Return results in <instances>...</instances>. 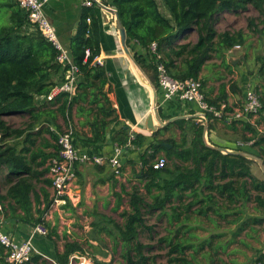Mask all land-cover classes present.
Segmentation results:
<instances>
[{"label": "trees", "instance_id": "obj_1", "mask_svg": "<svg viewBox=\"0 0 264 264\" xmlns=\"http://www.w3.org/2000/svg\"><path fill=\"white\" fill-rule=\"evenodd\" d=\"M102 4L117 11L125 30L127 48L135 44L143 50L133 52L132 57L156 90V55H160L158 62L163 64L171 78L198 79L207 61L223 57L233 47L244 45L246 36L242 31L216 30L219 14L238 12L250 6L258 13L263 25L261 33L264 34V0H162L169 17L160 12L156 0H103ZM94 9L95 5L83 8L77 33L68 48L69 56L80 73L75 95L69 99L66 94H61L47 102L45 96L64 79V69L56 60L57 50L38 30L30 29L27 16L16 0H0V11L4 10L8 17L5 23H0V181L7 186L6 192L0 194L3 206L0 215H9L32 227L43 223L49 230L47 238L56 234V229L50 228L43 220L52 201L44 191L43 200L39 201L34 182L41 178L42 183L51 186V181L44 179L48 171L45 163L51 155L37 149L33 137L45 130L56 139V133L47 128L44 121L49 119L55 124L57 118H61L65 126L72 125L74 136L72 108L89 96H102L100 110L104 118L113 112L105 107L108 105V99L103 95L107 83L105 70L94 63L100 54V23ZM190 34H194V42L181 44L175 41ZM152 43L157 46L156 53L149 49ZM86 50L90 55L84 62ZM206 101L216 108L221 104L228 105L224 96ZM260 103L259 113L264 110L261 100ZM15 115L27 118L26 129L12 128L6 121ZM206 117L212 118L209 113ZM183 123L178 120L168 124L153 132L151 140L141 134H133L130 138L124 128L113 138L123 153L143 149L138 157V168L134 171L135 183L126 193L127 209L119 215L122 223L107 219L106 224H91L94 230L96 228L97 241L102 235L111 239L112 251L119 252L121 264H157L158 257L151 255L154 248L165 251L166 264H202L201 259L204 258L208 264H224L221 259V250L225 248L221 239L224 236L219 234L199 239L192 233L198 226L196 216L208 218V213L217 208L218 213H214L226 223L224 213L234 210L242 202L253 201L264 207V180L252 175L253 162L206 147L202 140V125L194 127L188 142L187 133L181 128ZM109 124L102 121L100 129ZM99 125L93 126V139L87 143L93 144L100 139ZM34 128L38 129L36 133L32 131ZM172 128L182 131L179 141H175L173 136L162 138ZM244 131L251 135L245 138L244 143H251V148H261L264 134L258 137L249 123H244ZM260 151L264 154V148ZM161 153L167 161L166 166L161 170L153 169ZM39 158L41 161L36 162ZM199 189L203 191L199 192ZM31 197H34V202ZM218 198L222 200L220 205ZM120 200L117 197L116 208ZM154 214L162 225L165 218L163 231H167L166 236L156 240V247L150 243L154 240L150 235L152 228L146 224L147 216ZM253 222L259 224L262 220ZM108 223L115 230L108 227ZM144 232L149 233L147 243L141 241ZM215 239H218V244L213 248ZM205 246L208 252L201 255ZM82 249L76 242H66L63 252L53 257L55 264H67L69 256L75 252L82 253ZM5 257V249L0 244V264H8ZM40 259L41 255L33 254L25 264H38ZM94 264L110 263L94 261Z\"/></svg>", "mask_w": 264, "mask_h": 264}, {"label": "crops", "instance_id": "obj_2", "mask_svg": "<svg viewBox=\"0 0 264 264\" xmlns=\"http://www.w3.org/2000/svg\"><path fill=\"white\" fill-rule=\"evenodd\" d=\"M158 1L156 0L160 12L169 17L164 6ZM98 2L100 5H95L94 9L100 23V54L98 59L102 62L101 67L104 68L107 77V83L103 89V95L108 99V105L105 107H109L113 112L110 116L104 118L103 112L100 110L102 96H89L73 106L71 119L74 126L73 143L78 150L90 156L110 157L118 148L113 138L119 135L122 128L127 130L129 136L141 134L151 140L152 132L147 129V121L152 114V95L150 90L138 81L131 62L122 49L116 29L115 16L108 10L112 7L104 6L102 4L103 0H98ZM82 3V0H47L44 5L45 14L55 27L60 44L67 50L77 33L84 8ZM176 40L180 41L181 44L194 42L195 36L190 34L181 36ZM127 50L131 56L135 51L143 52L135 44ZM141 73L143 74V72ZM143 76L147 79L144 74ZM198 78L201 81V92L205 100L213 101L224 96L228 105L238 106L244 100L246 87L250 85L255 89L264 104V55L259 60H255L251 49L246 43L239 46V49L233 48L231 53L229 51L225 52L223 57H214L207 61L202 67ZM156 91V109L160 120L164 122L176 118L175 121H184L181 128L187 133L188 142L194 127L202 125L207 128V142L210 145L231 151L248 152L264 161V154L260 151L261 148H264V144L261 148H251V143H244L245 138L251 137L248 132L244 131V123H249L255 129L258 137L264 134V110L251 122L237 121L232 123L229 120L203 119L201 118L203 113L196 105L178 99L164 101L162 93L159 90ZM102 121L110 122V124L101 130L99 124ZM44 124L56 133L63 126V121L61 118H57L54 124L46 119ZM94 125H99L100 139L93 144L87 143V140L93 139L92 129ZM153 125H155L154 122ZM37 130L34 128L32 131L36 133ZM181 134L182 131L179 128H172L164 133L162 138L173 136L172 138L175 141H179ZM33 138L36 141L37 149L45 155H51L45 163L48 171L44 175V179L50 180L49 159L56 154L55 139L51 138L45 130H42L39 135ZM142 151L143 149H136L131 153L121 151L122 168L118 178L107 164L97 166L82 163L76 166L77 187L75 194L78 199L77 206L74 207L67 201L65 205L52 213L46 223L49 224L50 228L56 229L54 236L50 238L34 237L35 255H41L38 264H54L52 262H55L53 257L63 252L66 242H76L81 247L97 246V240L90 238L88 235L93 227L87 225L89 223L106 224L105 222L109 218L116 221L110 214H107L108 210L113 213H122L123 206L116 210L115 198L119 197L127 200L126 193L131 190L135 183L134 171L136 172L138 168V157ZM39 161H41L40 158L36 162ZM38 170H41V168ZM251 173L257 179L264 180V175L257 165L251 166ZM34 184L35 195L40 202L43 200L42 191L52 199L53 189L51 186L42 183L41 178ZM6 189L7 186L4 183L3 189L0 186V194L3 195ZM202 191L203 189H199V192ZM31 200L34 202V197H31ZM217 201L219 205L222 202L219 198ZM209 207H212L211 204H209ZM215 211L218 213L217 208H215ZM214 212L208 213V218L196 216L198 226H196V230H192V233H195L199 239H208L213 235L215 237L219 234L223 235L221 243L225 248L221 250V259L224 264H255V261L264 252V207L257 206L253 201L242 202L234 210H227L224 213L227 224L224 220L219 219ZM236 213L239 214L235 215ZM254 220H262V222L259 224L254 223ZM82 224L85 225L84 228L80 227ZM163 226L166 227L165 218H163ZM31 229L32 226L21 224L10 218L9 215H0V232L11 236L16 241H24L30 237ZM166 235L167 231L164 230L163 236ZM212 243L211 247L216 248L218 239H215ZM106 251L108 252V250ZM207 252L208 247L205 246L200 254H207ZM201 261L202 264H208L209 262L205 258Z\"/></svg>", "mask_w": 264, "mask_h": 264}, {"label": "built area", "instance_id": "obj_3", "mask_svg": "<svg viewBox=\"0 0 264 264\" xmlns=\"http://www.w3.org/2000/svg\"><path fill=\"white\" fill-rule=\"evenodd\" d=\"M47 0H16L19 8L26 14L30 24V29L38 30L43 37L57 50V62L64 69V79L59 85L51 88L45 96L47 102L53 101L61 94H66L69 99L74 96L77 84L80 80V73L77 66L71 60L69 52L59 42L56 29L45 14L44 5ZM83 7H92L99 5L98 0H82ZM88 21V20H87ZM156 44L152 43L149 49L156 53ZM239 49V46L233 47ZM232 48V49H233ZM229 50V53H231ZM89 50L85 51L84 62L89 57ZM157 64V83L158 90L162 93L164 101L178 99L186 103H192L198 107L203 114L209 113L214 119L229 121L251 122L261 109L259 96L255 89L248 85L244 92V100L238 106L221 104L219 108L211 106L205 100L201 92L200 79L188 78L186 80H176L171 78L166 72L162 63L158 62L160 55H156ZM94 63L102 66V62L96 57ZM63 132H56L55 143L57 146L56 154L49 159V176L53 196L48 211L44 214L45 222L52 216V213L65 205L67 201L72 206H77L78 199L75 194L77 187L76 166L82 163L92 165L107 164L111 167L113 174L118 178L121 174V154L119 148H116L110 157L90 156L85 152L78 150L73 143L72 125H64ZM132 138V136H130ZM166 159L159 157L153 164V169L161 170L166 166ZM2 206L0 203V212ZM49 234L48 228L39 223L32 227L30 237L24 241H16L11 236L0 232V244L5 249V259L8 264H25L29 261L31 255L36 253L33 245L35 236L46 237ZM54 264L55 262L52 261ZM67 264H94L93 259L88 254L75 252L69 256ZM255 264H264V252L261 257L255 261Z\"/></svg>", "mask_w": 264, "mask_h": 264}, {"label": "rangeland", "instance_id": "obj_4", "mask_svg": "<svg viewBox=\"0 0 264 264\" xmlns=\"http://www.w3.org/2000/svg\"><path fill=\"white\" fill-rule=\"evenodd\" d=\"M158 2L162 5V0H159ZM218 17H219V20L215 24V28L218 32L242 31L246 36L245 43L251 49L255 60H259L261 57H263L264 55V34L261 33V28L263 27V25L260 22L258 13L254 9L248 6L245 10H241L238 12L221 13L219 14ZM7 19L8 17L6 16L5 11L1 10L0 11V23H5ZM253 29H256V30L253 31ZM147 80L149 79L147 78ZM6 121L11 125L12 128L20 129V130L26 129L27 124H28V120L22 117L21 115L19 116L15 115L13 117L7 118ZM64 129L65 128L63 124V126H61V129L57 132H63ZM252 165L256 166V164L254 163ZM0 186L3 189L4 183L2 182L1 184V181H0ZM115 201H117V197L115 198ZM126 203H127L126 199L125 200L121 199L119 201V204L116 210H118L121 206H123L122 212L125 211L127 209ZM109 212L110 211L108 210L107 214H110L112 218H115L117 223H122V220L119 217L120 215L119 212H116V213H113V212L109 213ZM156 218H157L156 214H154V216H151V217L147 216V222H146L147 226L152 228L150 235L152 236L154 240L151 241L150 243L153 244L155 247H156V244H155L156 240L159 237H162L163 235L162 222L161 221L158 222ZM87 226H91V224L89 223ZM80 227L84 228L85 225L82 224L80 225ZM108 227H110L112 230H115L112 224L110 223H108ZM95 231H96V228L95 230L91 229V231L88 232V235L90 238H96ZM148 236H149V233L144 232V234L141 236V241L143 243H147L149 241V239H147ZM97 243H98L97 246L89 245L87 247H83L82 253L88 254L91 259H93L94 261H98L99 263L121 264L119 252L112 251L113 246H112V241L110 238H108L107 236H103V238L97 241ZM106 250H108V252ZM151 255H155L158 257L156 259L157 264H166L167 259H166L165 251L156 250L154 248Z\"/></svg>", "mask_w": 264, "mask_h": 264}, {"label": "water", "instance_id": "obj_5", "mask_svg": "<svg viewBox=\"0 0 264 264\" xmlns=\"http://www.w3.org/2000/svg\"><path fill=\"white\" fill-rule=\"evenodd\" d=\"M108 10L111 13H113L114 16H115L116 29H117V32H118L119 37H120L122 49H123L125 55L127 56V58L129 59V61L131 62V65L133 67V70H134V72L136 74V77H137L138 81L143 86L147 87L150 90L151 95H152V105H151L152 114L148 118L147 129L150 132H152V133L156 132L158 130H161V129L165 128L168 124L174 122L176 120V118H171V119H168L167 121H164V122L160 120L158 112H157V109H156V105H157V91H156L155 87L151 84V82H149V80H147L143 76V74L140 72V70L137 68V65H136L133 57L130 55L129 51L127 50V47H126V44H125V30H124V27H123V25H122V23H121V21H120V19L118 17L117 11L115 10V8H111V9H108ZM73 33H75V31H73ZM201 118H203V119L207 118L206 114H202ZM153 122L155 123V125H153ZM206 132H207V128L203 126L202 140H203V143H204V145L206 147H208L210 149H213V150H216V151H219L222 154L238 155V156L244 157V158L252 161L254 164H256L258 166V168L260 169V171L262 172V174L264 175V161L261 158H259L256 155H253L251 153H248V152L231 151V150H227V149H224V148H221V147L210 145L207 142ZM164 146L165 147H169L168 145H164Z\"/></svg>", "mask_w": 264, "mask_h": 264}]
</instances>
